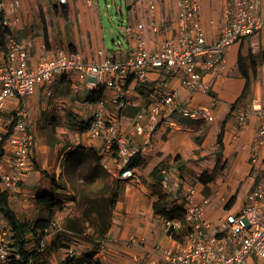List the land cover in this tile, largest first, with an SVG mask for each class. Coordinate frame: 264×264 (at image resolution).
Here are the masks:
<instances>
[{
  "label": "crops",
  "instance_id": "1",
  "mask_svg": "<svg viewBox=\"0 0 264 264\" xmlns=\"http://www.w3.org/2000/svg\"><path fill=\"white\" fill-rule=\"evenodd\" d=\"M201 1L208 42H216L222 25L225 0ZM125 2L129 8L128 23L135 25L143 21L148 47L158 48L163 36L152 30L151 20L174 17L175 0ZM151 2L157 5L154 12L150 9ZM261 3L264 4V0ZM19 16V20L8 26V29L27 49L28 62L32 66L43 56H57L62 48L78 51L83 60L90 63L99 59L97 52L100 49L114 59H124L135 42L126 36L127 46L121 45L111 51L106 48L103 14L97 0H67L64 5L59 0H22ZM7 36L4 44L0 40V64H6ZM240 57L251 77V89L244 99L237 101L246 85V78L240 68ZM150 75L153 80L147 82L135 75L128 79L129 92L122 110L115 104L116 89L108 79L92 86L83 81L80 88L76 89L74 83L77 75L74 72L56 76L48 84L40 85L36 93L26 99L33 123L30 128L33 135V164L14 198L9 199V204L21 219L30 221L36 220L41 214L36 194L51 183L49 173L56 177L60 185L56 192L64 200V211L69 212L74 206L75 191L67 180L64 162L66 154L75 148V135L85 133L81 127L87 125L93 116L94 107L87 105V100L103 99L108 118L117 121L119 131L131 142L138 144H143V137L134 128L138 112L146 108L156 96L167 91L175 92L183 104L209 106L215 114V120L208 121L184 117L178 112L173 115L178 126L171 127L164 123L157 127L153 133V146L143 148L142 154L138 156L142 160L141 164L133 166L136 178L123 180V190L113 210L111 227L97 254L105 264H146L160 252L158 245L161 248L185 245L183 235L187 232V224L182 222L181 227L174 230L177 234L174 236L173 232H169L171 229L167 227L165 218L154 213L153 204L160 198V191L167 193L175 203H184L181 191H178L179 198H176L170 192V187L158 182L152 174L156 168L176 166L178 172L174 173V177L182 182V188L193 178L196 179L198 192L193 196V202L210 199L206 206V219L210 221L212 230L227 213L237 211L247 201L254 187L258 184L264 187V161L257 164L252 161L258 146L262 119L253 115L245 128L239 129L234 113L238 104L249 102L254 97L261 100L264 111V29L228 47L224 63L206 75L210 83L207 93H191L180 77L172 73L153 69ZM94 90L99 91L97 95H101L100 98L89 97V92ZM61 101L68 103L65 111L60 109ZM18 103L15 99L10 100L8 109L16 108ZM133 107L139 108L135 114L129 112ZM222 129L224 149L219 170L206 187L199 177L206 170L213 174L220 160L217 139ZM46 131L50 137H57L46 140ZM52 146L58 150L54 158ZM84 146L96 148L111 162L103 138ZM161 169L158 177L163 178ZM64 211L57 215L59 224L66 216ZM89 233H93V228ZM133 235L140 240L132 241ZM55 237L56 232H50L47 242L50 243ZM83 241L84 249L93 247L92 243ZM56 255L61 259L66 258V248L61 247L52 253V264L55 263L53 257Z\"/></svg>",
  "mask_w": 264,
  "mask_h": 264
},
{
  "label": "built area",
  "instance_id": "2",
  "mask_svg": "<svg viewBox=\"0 0 264 264\" xmlns=\"http://www.w3.org/2000/svg\"><path fill=\"white\" fill-rule=\"evenodd\" d=\"M59 1L67 4V0ZM21 4L22 0H0L5 26L19 20ZM156 8V3L151 2V11ZM151 28L163 36L156 49L148 47L145 23L139 21L125 26L127 36L135 42L124 59H114L100 49L97 52L99 59L90 63L85 62L78 51L62 48L57 56H43L33 66L28 62L27 49L12 32L8 33L6 64H0V190L6 192L9 199L14 198L33 164V135L30 131L33 123L26 99L35 94L40 85L48 84L58 75L72 72L77 75L76 89L83 81L92 86L108 79L116 89L115 104L122 110L129 92L128 79L135 75L144 82L152 81L150 71L159 69L180 77L191 93H207L210 83L206 75L224 63L228 47L264 29V4L261 0H225L216 42H208L201 0H175V16L167 20L152 18ZM12 99L19 102L18 106L8 109V102ZM87 105L94 107L93 116L85 133L77 134L76 146L103 138L111 162L103 156L102 164L122 179L136 178L135 169L129 163L142 154L143 148L153 146V133L160 124L178 126L174 114L179 112L184 117L215 120L209 106L183 104L175 92L167 91L138 112L134 128L143 137V144H138L119 131L117 121L108 118L103 99H89ZM59 106L61 111H65L68 103L61 101ZM234 113L239 129L245 128L253 115L262 119L258 146L252 159L255 164L261 163L264 161V111L261 100L254 97L249 102H242L235 107ZM81 140H84L83 144ZM161 172L162 184L171 188L174 197L179 198V190L183 193L186 234L190 238L182 246L161 248L158 245L160 252L146 264H264V187L261 184L249 192L247 201L237 211L227 213L212 230L210 221L206 219V206L210 199L193 202V196L198 192L196 183L189 181L182 188V182L174 177V173L178 172L176 166H164ZM59 221L54 223L57 227H60ZM165 222L168 228L174 230L182 224L179 218L165 219ZM13 239L14 231L0 206V263H10L9 259L15 253ZM138 239L135 235L131 237L132 241ZM46 243L47 238L41 246ZM66 250L67 256L80 255L85 251L76 240L71 241Z\"/></svg>",
  "mask_w": 264,
  "mask_h": 264
},
{
  "label": "trees",
  "instance_id": "3",
  "mask_svg": "<svg viewBox=\"0 0 264 264\" xmlns=\"http://www.w3.org/2000/svg\"><path fill=\"white\" fill-rule=\"evenodd\" d=\"M4 18L5 14L0 12V40L3 44L10 32L8 27L3 24ZM239 63L246 78V85L237 101L244 99L251 89V77L243 64L242 57H240ZM141 92L144 91L141 90ZM97 93L99 94V91H91L89 97L100 98L101 95H97ZM138 109L133 107L129 112L135 114ZM89 123L81 127L82 131L88 128ZM223 138L224 129L218 134L217 143L220 160L213 174L206 170L199 177L206 187L214 180L219 170L224 149ZM197 140L199 141V139ZM1 153L2 150H0ZM102 161L103 155L96 148L83 145L75 146L66 154L64 172L75 191L73 197L75 204L73 210L64 217L60 227L54 223L65 205L63 198L56 192L60 185L53 174L49 173L48 177L54 189L48 192L39 191L36 194V202L41 209V214L36 220L21 219L11 208L8 194L0 190V206L14 231L12 244L15 253L11 255L9 264H52V253L61 247L67 249L73 236L92 243L93 247L88 250L85 249L80 255L67 256L62 260V264H105L97 254L101 242L111 227L113 210L120 199L124 179L116 177L108 171L103 166ZM141 162L140 157H134L129 166H137ZM160 169L156 168L152 173L158 182L162 180V177H158ZM153 210L155 214L163 216L165 219L179 218L185 223L184 203H175L163 191H160V198L153 204ZM89 227L93 228L91 234L88 231ZM170 229L169 232L175 234L174 229ZM52 231L56 232V237L50 243L47 242L45 246H41L43 240L48 238Z\"/></svg>",
  "mask_w": 264,
  "mask_h": 264
},
{
  "label": "rangeland",
  "instance_id": "4",
  "mask_svg": "<svg viewBox=\"0 0 264 264\" xmlns=\"http://www.w3.org/2000/svg\"><path fill=\"white\" fill-rule=\"evenodd\" d=\"M97 1H98L99 9L101 10V12L103 14L102 22H103V26L105 28V34H106L105 35L106 46H107L106 48H108V50L111 51L112 49H116L117 47H119L121 45L127 46L126 45L127 33H126L125 26H126V23H128V21H129L128 20L129 8L126 5L125 0H97ZM209 5H210V1H209ZM204 6H205V3H203V8H204ZM48 131H46V133H45L46 134V140L54 139L55 137H57L56 135H53V136L51 135V137H50V133H47ZM62 135L65 136L63 133H62ZM76 141H77V135H75V137H74V146H76ZM83 142H84V140H81L82 144H83ZM52 149H53L52 156L54 158L57 156L58 150H57V147H55V146H52ZM193 181L195 182L196 179L193 178L192 182ZM181 186H182V184H181ZM52 189H54V187H53L52 183H49L48 185H46L42 188V191L48 192V191H52ZM179 191H181V190H179ZM215 203H216V200L213 204H215ZM71 210H73V209H70V211ZM63 211H64V209H63ZM70 211L69 212L67 211V212L70 213ZM64 212H66V211H64ZM89 230L91 231V227L88 228V231ZM183 237L185 239V244H186L190 237L187 234L183 235ZM75 240H76V242L81 243L83 245V243L81 242L83 240L79 239L76 236L75 237L73 236V238L70 240V242L75 241ZM56 256L53 257L54 261H55L54 264H62L63 259L59 258L58 256L56 258Z\"/></svg>",
  "mask_w": 264,
  "mask_h": 264
}]
</instances>
